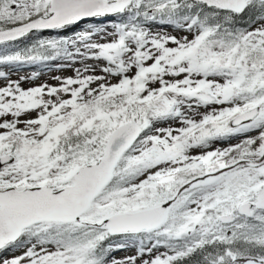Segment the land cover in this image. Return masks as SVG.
I'll return each instance as SVG.
<instances>
[{"label":"rangeland","instance_id":"374dc122","mask_svg":"<svg viewBox=\"0 0 264 264\" xmlns=\"http://www.w3.org/2000/svg\"><path fill=\"white\" fill-rule=\"evenodd\" d=\"M47 1L0 0V30L27 22L40 11L43 16L50 15L48 9H44ZM62 1L65 6L71 2ZM142 1L148 4L152 0ZM92 15L86 12L81 16L90 19ZM91 18L98 20L91 30L87 27L81 30L89 19L76 26L66 24L58 28L63 29L60 31L63 34L76 35L71 38L72 47L66 56L53 64L43 68L37 65V70L27 65L22 66L23 70L14 69L12 65L0 70V139L10 140L12 134L26 136L22 139L19 157L0 165V191L10 187L22 190L52 181L57 190L71 184L67 181L68 172L75 158L55 162L45 158L46 167H32L31 159L36 157L37 149L27 155L24 146H40L41 138L32 133L44 128V124L55 125L64 120L60 128L50 134V138L58 136L70 120L64 118L68 109L79 110L101 97L122 93L123 89L130 88V79L135 77L147 82L145 96L163 93L156 102L153 120L147 122L151 123L149 131L126 156L121 167V171L126 172L130 165L139 174L135 181L120 188L105 189L78 223L87 222L108 230L103 220L111 214L137 210L135 207L139 205L147 204L141 207L146 208L162 203L169 204L167 219L161 228L145 232L143 242L137 237L122 235L106 252L101 264H165L169 257L183 249L226 233L242 231L251 237H262L263 211L253 208L251 218L237 214L232 224L218 222L220 215L236 212L244 202H256V193L264 184V103L258 105L259 113L254 120L234 127L228 118L242 107L232 94L238 91L240 82L229 84L220 76H206L202 81V75L189 71L195 63L193 55L199 52L204 64L201 66L203 74L214 68L215 62L249 74L253 65L248 64L247 53L240 54L236 46L234 50L238 54L227 57L231 54L226 53L230 48L217 41L194 39L189 31L193 20L182 23L180 28L153 23L148 33L139 37L140 41L135 34L129 38L117 37V27L109 18ZM50 32L42 36L50 37L54 33ZM244 43L247 52L259 48L264 53V21L244 34ZM188 58L190 62L186 61ZM263 59L264 55L257 60ZM154 67L155 72L149 73ZM261 76L263 72L254 76V80L262 79ZM175 85L179 90H172ZM200 90L212 92L218 101L203 103L196 95ZM263 100L264 96L258 98V102ZM219 120L222 122L218 123ZM215 122L218 124L214 131L202 130L206 123ZM203 138H210L206 146ZM209 163H217V167L212 169ZM189 171L200 172L180 186L176 194L193 196L188 209L178 211L167 199L150 203L142 198L141 187L150 176L158 183V180ZM213 204L221 213L206 216L205 209ZM73 254L76 256L74 251L62 246L45 245L33 239L25 246L5 251L0 256V264H77L76 258L72 261ZM95 260L89 259L90 264ZM240 264H264V259L242 258Z\"/></svg>","mask_w":264,"mask_h":264},{"label":"trees","instance_id":"16d2710c","mask_svg":"<svg viewBox=\"0 0 264 264\" xmlns=\"http://www.w3.org/2000/svg\"><path fill=\"white\" fill-rule=\"evenodd\" d=\"M48 7L49 2L45 4L44 9L47 10ZM40 14L41 11L36 16ZM112 19L114 23L112 25L117 27L114 31L117 37L121 38L133 37V34L139 38L142 34L148 33L153 23L158 26L165 23L172 25L173 23L175 28H180L182 23L193 20L189 31L194 34V39L201 37V42L208 39L230 48L226 51V53H231L227 57H231L233 53L238 54L234 50L238 46V52L240 54L247 53L248 64L253 65V71L245 74L242 70L239 72L237 69L233 70L232 67L230 69L229 66L215 62L212 64L214 68L208 70L205 68L207 71L203 74L201 66L204 64H202V56L199 52L193 55L194 58L190 57L195 63L189 71L202 75V81L206 76H220L229 84L235 81L240 82L238 91L233 93L241 102L242 107L235 110L228 121L235 115L264 103V100L258 102V98L264 96V76H261L262 79L254 80V76H260V72L264 73V59L257 60L264 53L259 48L247 52L244 43V34L259 22L264 21V0L251 1L245 11L240 14L210 8L196 0H152L148 4L142 0H135L122 14ZM97 22L98 20L93 18L81 30L86 27L91 30L90 28ZM75 35L73 32L66 35L57 31L50 37H43L41 33L37 32L26 39L0 45V67L8 68L12 65L14 69L23 70L22 66L24 65L30 68L36 67V65L53 64L61 57L66 56L72 47L71 38ZM186 61L190 62L191 60L188 58ZM155 70L154 67L150 69L149 73L153 74ZM130 80L132 83L130 88L125 91L123 89L122 93H112L109 96L101 97L79 110H76V107L72 111L68 109L64 118L70 120L64 125V130L58 136L50 138L52 131L55 128L59 129L64 120H59L55 125L44 124L45 129L39 128L33 132L32 134L35 133L37 137L41 138V144L35 148L28 147V144L24 146L27 155L33 154V150L37 149L36 157L31 159V166L46 167L45 158L55 162L62 158L70 159L72 157L75 160L68 172L71 174L82 165L98 161L103 155L108 137L120 125L129 121L142 122L145 133L149 131L151 123L147 122L153 120L154 112L157 109L156 102L163 96V93L145 96L144 87L147 84L145 79L139 80L134 77ZM172 90L179 89L175 85ZM221 122L222 120L218 121V123ZM218 123L205 124L202 130L214 131ZM24 137L26 136L14 134L11 135L10 140H1L0 154L9 152L19 157ZM203 139L204 142L209 140V138ZM128 154L123 157L116 168L108 188H120L137 179L139 173L136 170L133 171L130 165H128L130 168L128 171H121ZM209 167L213 169L217 167V163H209ZM199 172L189 171L174 174L170 178L158 180V183L155 182L153 176H150L141 187L142 198L150 203L153 200L167 199L174 203L178 211L185 210L190 206L193 196L188 194L178 196L176 195L177 191L195 173ZM146 205L136 206L135 209ZM220 213L221 211L214 204L205 209L206 216H217ZM144 235L142 233L132 235V237H137L143 242L145 241ZM120 237L109 235L105 227H97L87 222L41 223L25 230L13 247L17 249L35 239L45 245L62 246L64 249L74 251L76 256L73 254L72 261L76 258L77 264H90L89 259L94 258L96 259L94 264H101L103 259L105 260L106 252L113 244L121 240ZM249 257L264 258V235L251 237L238 231L229 236L218 237L212 242L202 241L193 244L175 256L169 257L165 264H240V259Z\"/></svg>","mask_w":264,"mask_h":264},{"label":"water","instance_id":"95a60500","mask_svg":"<svg viewBox=\"0 0 264 264\" xmlns=\"http://www.w3.org/2000/svg\"><path fill=\"white\" fill-rule=\"evenodd\" d=\"M133 0H71L69 6L62 0H52L50 16H41L25 24L0 31V44L24 38L32 32L54 31L66 24L81 22L87 17L81 15L92 12L94 15H116L123 12ZM209 7L242 13L251 0H197ZM75 4V5H74ZM86 4V5H85ZM78 6V7H77ZM204 102H216L214 94L200 91L197 94ZM259 107L237 115L231 122L238 126L254 120ZM142 134V127L137 122H128L118 127L109 137L103 156L96 164L86 165L77 170L67 185L55 191V185L25 188L22 191L9 188L0 191V250L16 241L22 230L39 222H75L92 205L93 200L112 180L115 169L123 155L135 144ZM13 159L11 155L0 158V165ZM257 201L240 205L239 213L251 216L253 205L264 210V185L256 194ZM169 204L115 213L103 220L111 235L139 233L162 226L167 218ZM223 223L234 220V214L221 216Z\"/></svg>","mask_w":264,"mask_h":264}]
</instances>
